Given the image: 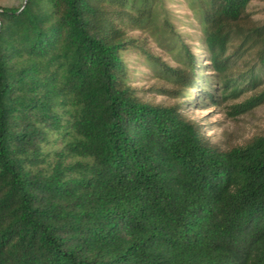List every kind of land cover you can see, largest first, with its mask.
<instances>
[{"label": "trees", "instance_id": "trees-1", "mask_svg": "<svg viewBox=\"0 0 264 264\" xmlns=\"http://www.w3.org/2000/svg\"><path fill=\"white\" fill-rule=\"evenodd\" d=\"M186 1L195 44L164 0L0 6V264H264V134L223 149L189 115L264 104V17Z\"/></svg>", "mask_w": 264, "mask_h": 264}, {"label": "rangeland", "instance_id": "rangeland-1", "mask_svg": "<svg viewBox=\"0 0 264 264\" xmlns=\"http://www.w3.org/2000/svg\"><path fill=\"white\" fill-rule=\"evenodd\" d=\"M21 1L0 0V6H16ZM164 6L175 27L180 31L183 40L195 44L192 40L199 36L200 29L188 2L186 0H164ZM250 6L251 10L255 11L256 17H264L263 0H252ZM132 34L136 35L138 31ZM150 45L153 47L155 43L151 41ZM156 52L164 53L160 50ZM163 57L169 63L175 64L171 55L163 54ZM125 59L129 67L131 84L139 90V94L144 99L166 105L175 102L167 95L150 90L154 86H164V83L158 80L153 71L148 68L143 57L128 53ZM229 104L231 103L225 102L221 106L207 109L203 107L194 108L189 115L201 122L205 128L204 135L211 137V140L223 149L244 144L253 136L264 134V104L249 113L237 116L229 115L227 107Z\"/></svg>", "mask_w": 264, "mask_h": 264}]
</instances>
